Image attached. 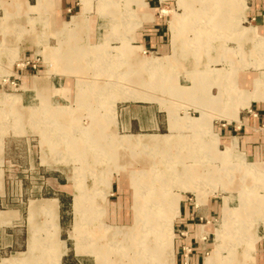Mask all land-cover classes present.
<instances>
[{"label": "rangeland", "instance_id": "obj_1", "mask_svg": "<svg viewBox=\"0 0 264 264\" xmlns=\"http://www.w3.org/2000/svg\"><path fill=\"white\" fill-rule=\"evenodd\" d=\"M17 1L0 2V264H111L85 251L88 242L108 249L112 264H148L140 240L157 249L152 264H257L264 157L226 129L264 105L255 97L264 90V0H52L50 12ZM83 3L79 37L63 36L78 15L57 36ZM148 7L153 14L138 12ZM55 9L63 19L53 24ZM156 25L161 48L141 38ZM149 111L157 124L138 130ZM137 114L139 123H124ZM100 128L109 146L81 157ZM146 134L172 136L168 148L133 149L154 159L149 171H174L168 189H148L143 164L115 156L114 140ZM245 193L261 200L250 224L232 208Z\"/></svg>", "mask_w": 264, "mask_h": 264}, {"label": "bare ground", "instance_id": "obj_2", "mask_svg": "<svg viewBox=\"0 0 264 264\" xmlns=\"http://www.w3.org/2000/svg\"><path fill=\"white\" fill-rule=\"evenodd\" d=\"M75 46H73L69 50L70 53H71V51H74L75 53L76 52H79L77 50V48H74ZM83 52L85 53V50H82L81 51L82 54H84ZM73 53H72V55H73ZM235 81L237 82V80H235ZM232 84L233 85H236L235 82L232 83ZM242 84H245V82L243 81ZM253 84H256V82L253 81ZM228 93H230V92H228ZM255 97H264V90L261 93L258 92ZM31 117H32L31 118L32 120L37 121V119H35V116L34 117L31 116ZM59 132H62V130L59 131ZM97 132L99 133L98 136H94L93 133L87 134L86 141L88 143V146L87 147H88L89 151H87V152H81L80 153L81 157H87V155H88V156H90L92 158V154H93L94 151H96V149H98V148L99 149H104V148H107L109 146V145L107 147L104 146V144L106 143V137L104 135V132L105 131H102V128H100V129L97 130ZM61 135L63 136V138H65L64 139L65 141L67 140L68 143L73 142V140H70L69 135L67 133L66 134H61ZM76 136H78V135H76ZM60 139H62V138L60 137ZM77 142H78V140H77ZM108 142L110 143V141H108ZM171 142H173V139H172V136H170V135L146 134V135H138L136 137L135 136H132V135H128V136L125 135L121 139H116V141L114 140V143H115V146L114 147L116 149H120L121 150L120 153H119V151L115 149L114 153H115V156L117 158L122 159L124 163H130L131 165H133V164L137 163L136 161H139L141 164H143V168L144 169L143 170H140V172H141V175H143L142 181L143 182L144 181L146 182V184L148 185L147 186L148 189H150V190H153V189L156 190V189H159L161 187L164 188V189H168L169 187L167 188L166 185L169 183L168 179H171L172 176L175 175L174 174V171L172 172L169 169H163V170L162 169H157V170L154 169L155 172L149 171V168L150 167L151 168L153 167V164L155 162L154 159H149V156L147 154L145 155L144 153H139L138 154L136 151H133V149L135 148V146H141V147H146V148L149 147V149H151V148H161V147L162 148H164V147L165 148L166 147L168 148L171 145L170 144ZM90 152H91V154H90ZM163 155H164L163 156L164 159L168 158V152H166V151L163 152ZM109 156H110V154L108 152V157ZM166 160H164V161H166ZM241 161L242 162H240V165H241L242 169H245V170H248V171H254V170H256V167L253 164H251V163H245V162H243L244 160H241ZM86 163L89 166V162H86ZM190 170H191L190 168H187V169H185V171L183 170V172L185 174H187V175L188 174L194 175V172L193 171H190ZM157 181H159V183H157ZM155 196H157V195H155ZM260 201L253 200L249 194H246L245 193L243 195V198H241L239 200L238 205L232 206L233 209L234 208L235 209L238 208L240 210L239 220H240L241 223H243V224L249 223L250 224L251 222H254L258 218V216L260 215V213L262 211L260 209L261 207H259V204H258ZM152 203L153 204H157V203L164 204L165 203V200H162L160 198V201L159 200H155ZM80 204H84L83 201H81ZM1 217L2 216H0V218ZM155 220L157 222H159V215L154 218V221ZM149 226L150 225H148V227ZM95 231L96 230H93L94 233H91V234L88 233L89 234L88 237H92V236L93 237L94 236L97 237L99 232L98 233H95ZM144 244H145V241H142V240H140V241H138V243H136V245H138V247H139L138 248V253L143 256V257H140L138 260H143V258H145V259L151 261L148 264H152V262L154 260H157L158 258H160L159 257V253L157 254V249H155L156 251L154 249H151V248L148 249V248H146L148 246H145ZM93 245H94V242H88V243H86V245L84 246L85 247V251L88 249L89 252H97V253H99L101 255L100 257H102V259H101L102 261H106V262L112 264V262H109V261H111L109 255H108L109 250L108 249H105L103 246L98 248V247L93 246ZM86 247H88V248H86ZM151 254L154 256V258H152V255ZM24 257H26V256H24Z\"/></svg>", "mask_w": 264, "mask_h": 264}, {"label": "crops", "instance_id": "obj_3", "mask_svg": "<svg viewBox=\"0 0 264 264\" xmlns=\"http://www.w3.org/2000/svg\"><path fill=\"white\" fill-rule=\"evenodd\" d=\"M17 0H0V2L4 6H10L12 4H15ZM20 1L26 9H32L30 8L31 5H37L36 9L40 10H52L51 3L54 1L52 0H36V3H30L28 0H18ZM17 1V2H18ZM17 4V3H16ZM142 7H147V5H139ZM86 5L83 3V13H77V14H72L70 17L66 20H62L63 16L61 13H57V9H55V12L51 16V23L55 24L57 20H62L64 21L63 24L60 27H54L53 31L57 36H61L60 30L65 27V24L71 19L73 15H78L76 17H73L75 20V26L77 28L75 30L71 29L68 30V34L63 35V36H74V37H79L78 29H81L85 26L83 18H80L79 16H82L83 14L86 13ZM6 10V9H5ZM147 12L153 14V7H148V9L141 10L138 12ZM1 16V15H0ZM4 17L1 16L0 19H3ZM145 20H156V17L152 15L151 18L145 19ZM1 24V23H0ZM156 24L157 21H156ZM1 27V25H0ZM142 40L144 41V44L149 47H159L164 44L163 43V37H164V32L162 31L161 27L156 25L152 27H148L145 32H142ZM150 34V35H148ZM138 36V34H136ZM86 40V39H85ZM74 42H68L67 45H71ZM69 47V46H68ZM70 50V49H69ZM65 85L61 86V90H66L68 89V81H65ZM59 88V87H58ZM139 106V105H138ZM129 106L127 107L126 111L128 110ZM149 110V109H148ZM140 114L137 115H132V116H126L124 117V123L127 124L128 126H132V124H135L136 122L139 123V117ZM147 124L149 126L144 127L139 125L137 127L138 130H145V129H152L153 126L157 124L156 121V116L153 112L150 113L148 112V115L145 116ZM241 129V130H238ZM227 134H231L230 137L235 140L237 137L239 142H241V146L249 152L255 159L257 157H264V105L263 104H256L255 107H249L247 109V112L242 115V118H240L239 123H236L233 127H230L226 129ZM137 133H157V132H137ZM232 139H229L232 141ZM254 159V160H255ZM259 160V159H258ZM183 213L187 214V209H183ZM261 238L258 240V248L256 249V253L254 255V262L257 264H264V225L262 227V232H261ZM1 259V257H0Z\"/></svg>", "mask_w": 264, "mask_h": 264}]
</instances>
